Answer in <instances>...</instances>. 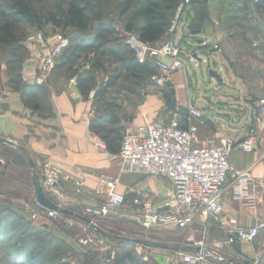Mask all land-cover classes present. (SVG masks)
<instances>
[{"label":"crops","instance_id":"crops-1","mask_svg":"<svg viewBox=\"0 0 264 264\" xmlns=\"http://www.w3.org/2000/svg\"><path fill=\"white\" fill-rule=\"evenodd\" d=\"M257 1L250 6L237 0H193L183 8L174 32L168 33L166 30L159 41L149 44L153 47L172 40L180 51L179 57L184 68L169 75V80L175 88L176 107L186 102L183 100V91L186 87V76L191 70H196L198 76L203 71L216 83H227L229 108L225 104L220 105L219 109L216 108L207 115L208 120L201 128L203 137L197 139V143L201 145L218 143L222 138L241 141L247 137L253 125L251 112L254 104L258 98L264 97V33L261 29V24L264 25V10L255 7ZM158 59L165 60L162 57ZM209 70H214L221 80L211 77ZM207 83L209 82L206 81ZM43 85L51 113L48 115L40 109H31V115L19 92L12 89L9 83L0 80V136L14 139L22 149L25 148L37 160L40 159V165L44 160L57 164L62 176L61 185L71 196L72 207L85 210L99 208L103 204L100 200L105 198L106 188L100 182L101 176L117 178L118 190L122 192H125L129 185L138 184L150 190L155 199L166 193L171 187L167 178L156 181L140 180L139 174L122 173L121 164L110 157L116 153H109L105 144L89 129V121L92 118L91 99L89 96H82L75 83L66 79L57 69ZM156 111L164 122H168L172 117L168 116L170 111L166 106L163 107L161 98L150 96L136 111H131L134 115L132 124L138 126L155 122ZM116 113L120 115L118 110ZM254 126V149H233L228 158L233 171L247 172L252 179L259 180L254 206H248L247 200L239 197L237 190L243 182L232 173L228 175L221 196L223 215L246 230L264 223V128ZM80 178L85 179V188L82 193L74 194L72 183ZM126 198L129 200L130 195ZM84 215L92 218H86L87 222L91 221L90 224L87 223L89 227L99 236L104 235L103 221L85 212ZM195 232L196 237L189 239L184 248L187 251L189 248L198 250L195 243L204 238L206 249L213 250L218 255L208 258L210 264L243 262L252 256L255 250L264 246V226L259 228L253 241L237 243L241 251L233 244H226L217 250L216 243L226 241L229 233L212 220L208 221L205 230L197 228ZM125 241L119 242V245L129 249L130 243ZM161 250L154 247L149 251L140 249L135 252L133 248L134 253L126 251L133 259L125 256L122 261L124 264H158L155 260L157 254L170 258L176 251L184 249H176L173 254L167 252L171 249Z\"/></svg>","mask_w":264,"mask_h":264},{"label":"built area","instance_id":"built-area-1","mask_svg":"<svg viewBox=\"0 0 264 264\" xmlns=\"http://www.w3.org/2000/svg\"><path fill=\"white\" fill-rule=\"evenodd\" d=\"M191 1L182 0L178 4L168 26V33L174 32L179 15ZM127 34L130 35V39L126 38V42L134 49L138 62L154 60L158 73L152 74L150 80L158 87L165 86L170 73L184 68L179 57L180 51L172 40L151 47L136 35ZM132 39L137 42L136 47ZM29 41L36 47V53L32 58L33 65L25 71V79L31 84L42 85L52 73L56 59L68 46L69 39L59 32L46 36L43 32L37 31L29 37ZM159 57L165 60H160ZM155 114L157 118L155 122L125 126L117 155L122 172L167 178L171 182V187L163 196L155 199L150 190L138 184L129 185L125 192H122L118 190L117 178L101 176L100 182L106 188L105 202L99 208H86L87 214L122 217L144 228L162 227L167 230L195 231L197 228L205 230L208 221L212 220L229 233L226 241L216 243L217 250L226 244H233V236L236 237L237 243L253 241L264 223L249 230L238 226L234 220L223 215L221 196L228 175L232 173L243 182L237 190L239 197L246 199L248 206H254L259 180L252 179L247 172L233 171L228 158L233 149L246 151L254 149V125L264 128V97L258 98L255 102L251 112L253 125L248 131V136L241 141L222 138L218 143L198 145L194 137L197 126L191 119L201 117V112L195 107H190L186 123L184 122L185 127L176 114L168 122H164L157 111ZM41 171L40 184L43 191L57 204L58 210L39 204L34 197L31 204H26L31 219L59 220L68 227L78 225L86 231L83 225L86 218L78 220L61 212L70 205V196L61 185V173L49 162L41 164ZM85 185L84 178L74 180L72 192L82 193ZM127 195H130L129 200L126 198ZM203 239L195 243L198 250L194 253L187 250L176 251L168 258L170 264H210L208 258H215L218 255L213 250L206 249ZM95 240L96 235L89 233L80 240V244L92 245L96 243ZM247 260L250 264H264V246L255 250Z\"/></svg>","mask_w":264,"mask_h":264},{"label":"rangeland","instance_id":"rangeland-1","mask_svg":"<svg viewBox=\"0 0 264 264\" xmlns=\"http://www.w3.org/2000/svg\"><path fill=\"white\" fill-rule=\"evenodd\" d=\"M17 1L27 4L29 8L40 17L41 24L38 25L37 23L30 25L24 23L18 25L15 30L17 41L14 44L0 45V80H3V82L7 84L8 73L6 61L11 58L15 59L17 62L16 70L19 72L22 82H28L25 79V71L33 65L32 58L36 53V47L29 41V37L35 32L41 31L46 36L59 32L64 34L69 39V42L73 40L74 44L82 42L85 37L91 36L92 33L90 30L78 32L73 28L64 29L48 21L56 0H0V12H8L10 10L9 7L13 6ZM93 1L99 3L101 7H103L104 19L116 26L121 33H124L123 20H125V18L120 17L116 9L118 0ZM96 45L101 46L100 48H106L108 46L102 42H97ZM17 46L21 48L17 49ZM95 52L96 50L94 48L85 51L78 59L75 68L77 70L89 68L91 62L96 58ZM57 59H59V57ZM101 62L102 66L94 71V87L102 86L109 77L117 75L118 79L116 84L125 86V90L120 94L113 95L111 91L113 89H109L110 91L108 92H111L110 95L106 94L101 97L96 106L93 105L91 101L92 118L103 110L106 99L112 100L116 110L120 113V124L122 125L120 137L123 135L125 126L132 124L134 115L131 111H136L139 105L143 104L148 97L157 96L161 98L163 107L166 106V100L169 96L166 85L164 87H158L147 76L142 78L132 77L128 73L121 71L119 65L109 56L102 57ZM60 72L63 73L66 79L76 84L74 77H70L63 69H61ZM206 81L209 83L206 84ZM185 85L186 87L183 91L184 98L183 96L182 98L183 100L185 99L186 102L177 107L175 106L174 109H170L168 116L176 114L185 127L190 107L196 106L195 108H198L201 112V117L192 118L191 121L197 126V132L194 136L197 141V139L199 140L203 137L201 128L205 126L203 124L208 120L207 115H210L214 109H219L220 105L225 104L229 108L230 103L227 101L229 98V88L227 83H216L214 79H209L208 75L203 71L199 73V76L196 75V70H191L190 74H187ZM92 94L93 90H90L88 93L90 99L92 98ZM174 98H176V93ZM27 103L28 104L25 105L28 107V112L33 115L30 111L36 108V102L30 99ZM40 109L45 114L49 115L51 113L50 108L42 103L40 104ZM38 114L39 113L36 115L38 116ZM207 127L205 128L207 129ZM93 134L100 139L98 135L95 133ZM198 145L201 144L198 143ZM12 147L15 149H5L0 145V210L2 211L0 217L4 216L3 220H6L5 215H11V217H8V224L3 225V228L0 227V264H24L23 255L18 253H21V249L25 244L31 245L35 251V256H44V261L41 264H113L117 254L122 255L127 250L134 253L133 248H135V252H137V250L140 251V249L149 251L150 248L154 247L159 251H162L161 249L163 248H168L171 249L167 251L170 254H173L176 249H184L183 251H186L184 245L189 239L196 237L197 233L195 231L144 228L138 223L122 219V217H118L116 222H102V226L104 227V232H102V234L104 235L101 236L94 232L89 225L87 226L86 223L88 222L86 220L83 222V225L87 228L86 231H81L83 227L78 225L75 226L77 229L68 228V226L59 220L45 218L33 220L30 217L26 204H31L33 202L34 191L31 185V167L35 166L37 158L29 155L30 161H27L25 156L20 153L22 150L20 144H16L15 142V145ZM23 150H25V148ZM117 153L115 156L110 155V157L118 160L121 164ZM38 161H40V159L37 160V162ZM44 162H49L60 172L57 164L49 160L42 161V164ZM122 173L134 175L132 173ZM138 176L140 180L156 181L161 179L141 174ZM70 197L69 200L71 204ZM100 202L104 203L105 198H102ZM74 209L80 212V214L83 213V218H88V220L92 219L84 215V212L87 213L86 210L76 207H74ZM24 213L26 214L25 216ZM16 222L19 224H15ZM89 233H94L96 235V243L88 246H81L80 240ZM127 239L130 240L129 243L131 247H129V249L123 246L120 247L119 242L121 243ZM191 245H193V243ZM189 249L188 251L192 253L197 251L193 248ZM135 264L148 263L137 262Z\"/></svg>","mask_w":264,"mask_h":264},{"label":"trees","instance_id":"trees-1","mask_svg":"<svg viewBox=\"0 0 264 264\" xmlns=\"http://www.w3.org/2000/svg\"><path fill=\"white\" fill-rule=\"evenodd\" d=\"M181 1L182 0H118L116 9L119 16L125 18V20H123V32L136 34L144 43L153 44L159 41L166 32L175 9ZM255 7L264 10V0H258ZM9 9L8 12H0V45L14 44L17 41L15 30L18 25L24 23L30 25L37 23L38 25L41 24L40 17L36 15L27 4L21 1H17L13 6L9 7ZM104 18L103 7L93 0H56L48 20L54 25L64 29L73 28L78 32L87 30L92 32L91 36L85 37L80 43L74 44L73 40L69 42L68 46L59 56V59H57L54 71L63 69L70 77H74L76 86L84 97H88L89 91L93 90L91 101L95 106L100 101L101 97L106 94L110 95L111 92H108L110 91L109 89H113L111 90L113 95L120 94L125 90V86L116 84L118 79L117 75L109 77L102 86L94 87V71L102 66V57H111L113 61L119 65L121 71L135 78H142L144 76L150 78L152 74L158 73V68L154 60L146 59L142 63L138 62L134 49L126 42L124 33H121L116 26ZM97 42H102L108 46L106 48H100L101 46L96 45ZM20 48V46H17V49ZM92 48L96 50V58L91 62L90 67L77 70L75 65L80 56L85 51ZM6 63L8 83L12 89L19 92L24 104H28V100L33 99L36 102V108H34V110L40 109L41 103L47 106L46 89L44 85L22 82L21 76L16 70V60L11 58L7 60ZM120 121V117L116 113V108L112 100L109 99L105 100L103 110L89 121V129L100 137L105 144L106 150L112 154L118 152L122 139V137H120V132L122 130ZM0 145L5 149L13 148L1 142ZM26 152V150L22 149L20 153L25 156L27 161H30V154ZM34 175L38 176L39 181L41 180V165L38 164L37 160L35 166L31 167V185L34 191L33 200L35 197V186L33 184ZM66 209L74 212L73 216L65 214L66 216L78 220L83 218L82 214L71 205H68ZM1 212L0 210V214ZM5 216L6 220H3L4 216L0 217V227L2 228L4 227L3 225L8 224V217H11V215ZM93 217L108 223L116 222L118 218L102 217L99 215H94ZM18 222L15 224H19ZM34 253L35 251L31 245L25 244L21 249V253L19 252L18 254L23 255L24 264L43 263L44 256H35ZM125 256L129 259H133L131 254H126L125 252V254L122 255L117 254L113 264H124L122 260Z\"/></svg>","mask_w":264,"mask_h":264},{"label":"water","instance_id":"water-1","mask_svg":"<svg viewBox=\"0 0 264 264\" xmlns=\"http://www.w3.org/2000/svg\"><path fill=\"white\" fill-rule=\"evenodd\" d=\"M237 1L246 2L248 5L252 6L253 2L256 0H237ZM261 29L264 33V25L263 24H261ZM124 35L126 38L130 39V35H128L127 33H124ZM132 43L135 47H136V45H138L137 42L133 39H132ZM208 73L211 77L215 78L216 80H218V81L221 80L220 76L214 70H209ZM165 85L169 91V96L167 97V100H166V106L169 109H174L176 106V102H175V98H174L175 88H174V86L170 80H167ZM0 142L5 144V145H9V146L15 145V140L12 138H9L7 136H0ZM33 184L35 186V198H36L37 202L43 206L48 207V208L58 210L57 204H55L49 197H47L45 195L43 188L40 184L39 178L36 175L33 176ZM61 212L63 214L70 215V216L74 215V212H72L68 209H62ZM88 222H90V221H88ZM232 239H233V246L235 248H237L238 251H241V247L237 244L236 237L233 236ZM126 241L129 242L130 240L127 239ZM155 260L157 261L158 264H169V259L164 254H157L155 256ZM235 264H249V262H248V260H244L243 262H237Z\"/></svg>","mask_w":264,"mask_h":264}]
</instances>
